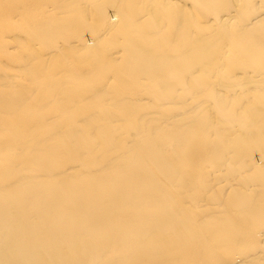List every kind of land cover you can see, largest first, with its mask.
<instances>
[{"label":"bare ground","instance_id":"6f19581e","mask_svg":"<svg viewBox=\"0 0 264 264\" xmlns=\"http://www.w3.org/2000/svg\"><path fill=\"white\" fill-rule=\"evenodd\" d=\"M0 264H264V0H0Z\"/></svg>","mask_w":264,"mask_h":264}]
</instances>
